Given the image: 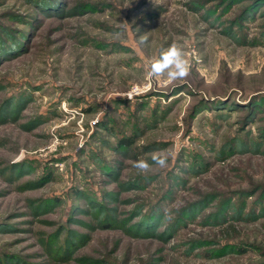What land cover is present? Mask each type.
I'll return each instance as SVG.
<instances>
[{"label": "rangeland", "instance_id": "374dc122", "mask_svg": "<svg viewBox=\"0 0 264 264\" xmlns=\"http://www.w3.org/2000/svg\"><path fill=\"white\" fill-rule=\"evenodd\" d=\"M46 1L0 0V264H264V0Z\"/></svg>", "mask_w": 264, "mask_h": 264}, {"label": "clouds", "instance_id": "9594fccd", "mask_svg": "<svg viewBox=\"0 0 264 264\" xmlns=\"http://www.w3.org/2000/svg\"><path fill=\"white\" fill-rule=\"evenodd\" d=\"M147 35H141L139 42L146 44ZM191 73V65L186 58L180 44L173 42L168 48L161 50L159 57L149 66L148 76L150 78L167 77L171 81L186 79ZM167 150L157 149L151 154V163L145 159H139L133 166L140 174H147L153 166L164 168L167 166Z\"/></svg>", "mask_w": 264, "mask_h": 264}, {"label": "trees", "instance_id": "16d2710c", "mask_svg": "<svg viewBox=\"0 0 264 264\" xmlns=\"http://www.w3.org/2000/svg\"><path fill=\"white\" fill-rule=\"evenodd\" d=\"M40 4H41L42 8L47 7L46 5H50V3H48L46 0L45 1L40 0ZM58 7L59 6L50 7V8H55V11H56L58 9ZM10 39H11V42H8V43L5 40L0 39V60L2 59L1 57L3 56V54L4 55L10 54L12 56L15 53L19 52L23 48V44H22L21 41H17L16 42L15 39L12 38V37ZM24 40H26V39H24ZM122 144L125 145V144H129V143H128V141L125 140V141H123ZM94 204H100V207H98V210L102 211V208H103L102 207V203L96 202ZM159 217H161V216L160 215L151 214L150 217H149V218H151L150 221L149 220L143 221L144 224L143 225L141 224L142 225V228L141 229H140L139 224L135 228H137L140 231H144L143 234H145V235L153 234V231H152L153 230V227L157 224V222L160 221V218ZM105 221H106V223L109 224V221H110L109 217L106 218Z\"/></svg>", "mask_w": 264, "mask_h": 264}]
</instances>
